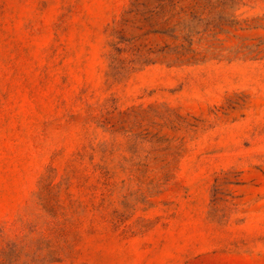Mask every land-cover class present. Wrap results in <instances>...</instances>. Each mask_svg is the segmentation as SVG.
<instances>
[{
	"label": "rangeland",
	"instance_id": "374dc122",
	"mask_svg": "<svg viewBox=\"0 0 264 264\" xmlns=\"http://www.w3.org/2000/svg\"><path fill=\"white\" fill-rule=\"evenodd\" d=\"M0 264H264V0H0Z\"/></svg>",
	"mask_w": 264,
	"mask_h": 264
}]
</instances>
